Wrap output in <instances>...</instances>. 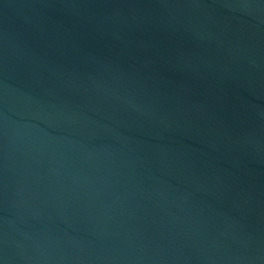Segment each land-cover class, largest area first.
<instances>
[{
	"label": "water",
	"instance_id": "95a60500",
	"mask_svg": "<svg viewBox=\"0 0 264 264\" xmlns=\"http://www.w3.org/2000/svg\"><path fill=\"white\" fill-rule=\"evenodd\" d=\"M0 264H264V0H0Z\"/></svg>",
	"mask_w": 264,
	"mask_h": 264
}]
</instances>
